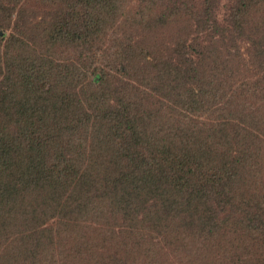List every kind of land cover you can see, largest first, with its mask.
Returning <instances> with one entry per match:
<instances>
[{
  "label": "trees",
  "instance_id": "1",
  "mask_svg": "<svg viewBox=\"0 0 264 264\" xmlns=\"http://www.w3.org/2000/svg\"><path fill=\"white\" fill-rule=\"evenodd\" d=\"M0 264H264V0H0Z\"/></svg>",
  "mask_w": 264,
  "mask_h": 264
},
{
  "label": "rangeland",
  "instance_id": "2",
  "mask_svg": "<svg viewBox=\"0 0 264 264\" xmlns=\"http://www.w3.org/2000/svg\"><path fill=\"white\" fill-rule=\"evenodd\" d=\"M174 1V0H173ZM197 1H201V0H197ZM225 1L226 0H224V3H225ZM180 28L178 27V26H173L172 28H171V30H169V32L171 31L172 33H174L175 31H177V30H179ZM180 30H182V29H180ZM183 32H185V30H182ZM189 30H187V32H188ZM189 35H191V34H189Z\"/></svg>",
  "mask_w": 264,
  "mask_h": 264
}]
</instances>
